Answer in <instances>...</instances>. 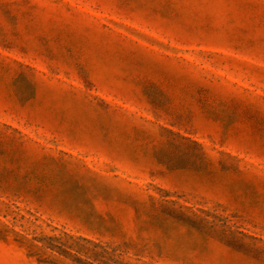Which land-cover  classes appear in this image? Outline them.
<instances>
[{
	"label": "rangeland",
	"instance_id": "374dc122",
	"mask_svg": "<svg viewBox=\"0 0 264 264\" xmlns=\"http://www.w3.org/2000/svg\"><path fill=\"white\" fill-rule=\"evenodd\" d=\"M0 264H264V0H0Z\"/></svg>",
	"mask_w": 264,
	"mask_h": 264
}]
</instances>
